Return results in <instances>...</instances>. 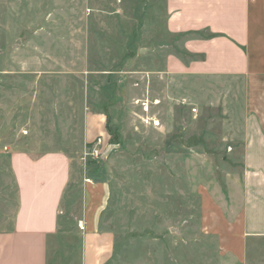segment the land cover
<instances>
[{"label": "rangeland", "instance_id": "1", "mask_svg": "<svg viewBox=\"0 0 264 264\" xmlns=\"http://www.w3.org/2000/svg\"><path fill=\"white\" fill-rule=\"evenodd\" d=\"M168 3L0 0V228L13 151L64 150L80 173L49 264H82L88 195L106 264H264V238L241 233L235 107L210 103L218 79L163 72Z\"/></svg>", "mask_w": 264, "mask_h": 264}, {"label": "crops", "instance_id": "2", "mask_svg": "<svg viewBox=\"0 0 264 264\" xmlns=\"http://www.w3.org/2000/svg\"><path fill=\"white\" fill-rule=\"evenodd\" d=\"M167 28L179 52L162 54L163 72L187 80L218 79L217 98L235 107L237 153L242 157L241 233L264 238V0H169ZM175 50V49H174ZM105 117L88 116L100 127ZM16 202L0 228V264H49V241L60 230L67 194L80 180L64 150H15L10 154ZM86 189L91 186L85 185ZM89 191V192H90ZM82 264H106L110 235L95 228V205L85 198Z\"/></svg>", "mask_w": 264, "mask_h": 264}, {"label": "built area", "instance_id": "3", "mask_svg": "<svg viewBox=\"0 0 264 264\" xmlns=\"http://www.w3.org/2000/svg\"><path fill=\"white\" fill-rule=\"evenodd\" d=\"M144 106H147V107H145V109H147V108H148V105H147V103H145V104H144ZM192 112H193V113H195V114H197V113H198V108H196V107H193V108H192ZM156 124H157V122H156Z\"/></svg>", "mask_w": 264, "mask_h": 264}, {"label": "water", "instance_id": "4", "mask_svg": "<svg viewBox=\"0 0 264 264\" xmlns=\"http://www.w3.org/2000/svg\"><path fill=\"white\" fill-rule=\"evenodd\" d=\"M143 51L145 50V49H142ZM160 159H162L161 157H160Z\"/></svg>", "mask_w": 264, "mask_h": 264}]
</instances>
